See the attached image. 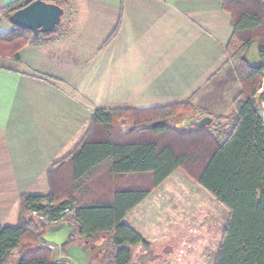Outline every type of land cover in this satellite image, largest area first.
<instances>
[{"label": "crops", "instance_id": "obj_1", "mask_svg": "<svg viewBox=\"0 0 264 264\" xmlns=\"http://www.w3.org/2000/svg\"><path fill=\"white\" fill-rule=\"evenodd\" d=\"M15 1L0 0V9ZM57 1L65 14L51 34L26 32L23 48L0 56V225L18 223L25 194L54 193L57 201L72 199L80 207L97 205L100 198L113 202L119 190L149 189L123 222L153 245L173 229L189 227L192 214L204 211L208 205L198 192L213 212L224 209L183 168L155 187L151 172L111 173L112 159L75 181L72 160L86 140L123 145L158 138L150 130L133 132L132 119L94 124L99 109L148 110L190 101L194 114L173 124L167 120L179 131L197 113L214 121L235 116L233 101L241 83L226 50L233 26L222 1ZM16 28L0 15V33ZM166 139L163 145H177L173 137ZM228 218L229 212L225 223ZM105 238L106 233L85 238L101 259ZM21 247L9 252L6 264H16ZM38 247L52 251V263L72 264L43 238ZM15 252L18 257L11 262Z\"/></svg>", "mask_w": 264, "mask_h": 264}, {"label": "trees", "instance_id": "obj_2", "mask_svg": "<svg viewBox=\"0 0 264 264\" xmlns=\"http://www.w3.org/2000/svg\"><path fill=\"white\" fill-rule=\"evenodd\" d=\"M32 1L17 0L1 8L0 15L10 20L13 12ZM221 1L231 14L233 26L226 50L241 83V91L233 101L235 116L231 124L220 125L215 132L209 127L187 132L171 129L155 118V113L175 112L179 104L191 107L186 101L148 110L99 109L93 115L94 124L111 126L116 119H132L133 132L150 130L158 138L123 145L86 140L72 157L74 180H80L106 159L113 160L111 173L151 172L155 187L176 169L191 167L200 186L229 212L214 264H264V117L255 98L264 77V64L251 66L245 58L257 42L264 61V0ZM26 32L30 31L17 27L7 34L0 33V56H11L23 48ZM168 137H173L177 145H163ZM183 141L185 147L181 148ZM149 193V189L141 188L119 190L114 192L113 202L100 198L97 205L80 207L74 206L72 199L57 201L54 193L25 194L19 206L18 223L0 225V264H6L9 252L20 246L22 256L16 264H66L52 263V251L38 247L49 224L28 215L37 212L50 222H59L66 209L71 210L70 218L80 226L79 236L90 239L100 233L109 235L113 247L111 264H129V246L141 245L148 249L151 244L123 219ZM74 241L73 238L69 243Z\"/></svg>", "mask_w": 264, "mask_h": 264}, {"label": "rangeland", "instance_id": "obj_3", "mask_svg": "<svg viewBox=\"0 0 264 264\" xmlns=\"http://www.w3.org/2000/svg\"><path fill=\"white\" fill-rule=\"evenodd\" d=\"M57 2L64 3V1L62 0H58ZM263 89L264 77L261 80L258 93L255 97L256 101L258 94ZM186 102H188L191 107H184L185 105L179 104V107L175 109V112H173V110H165L159 113H155V118H157V121L160 120L165 124L167 123L168 119H171L170 123L173 124L176 119L194 114L195 107L190 101ZM171 112L173 113L171 114ZM260 112L264 117V112L261 110ZM232 118L233 116L228 117L226 120L218 118L207 129L215 132L220 125L224 124L226 126H229L232 122ZM183 170L193 179V181L198 183L196 178L192 175V173L195 174V170H193L191 167L185 169L183 168ZM190 190L194 193H197L198 191L197 188H190ZM198 194L200 201L203 202L204 200V203L208 206L206 208L204 207V211L200 212L199 215H196L195 213L192 214L193 218L190 221L189 227H186L185 229L183 227L179 229H173V233L171 234V236L164 237L162 242L154 243L148 249H145L140 245L129 246V249L131 251V261L129 264H144V258L146 255L151 256V258H149L148 260L149 264H214L220 242L222 240L224 227L226 225L225 222L228 210L224 206V209L220 210V207L218 206L217 212H213V207L208 201L205 200L204 194L200 192H198ZM192 206V211H196L197 206L194 203ZM28 215L37 220L45 222L34 213ZM82 241H84V239ZM101 247V249H104L103 262L100 263L97 261L94 264H111L113 255L112 244L107 238H105ZM155 249H164L167 255L163 256L160 254H156L154 252ZM17 257L18 252H15V254L11 256L10 261L14 262Z\"/></svg>", "mask_w": 264, "mask_h": 264}, {"label": "water", "instance_id": "obj_4", "mask_svg": "<svg viewBox=\"0 0 264 264\" xmlns=\"http://www.w3.org/2000/svg\"><path fill=\"white\" fill-rule=\"evenodd\" d=\"M64 14V8L57 3L45 0H34L13 12L10 16V21L16 27L29 30L34 35H40L51 32L60 25ZM258 48L259 44L255 42L246 54L245 58L251 66L263 64ZM263 95L264 89L258 94L256 102L259 109L264 112ZM213 123V117L208 115L202 116L197 113L186 120V126L182 125L177 127V129L182 131L205 129ZM79 230V224L71 218H68L64 221L49 225L43 239L51 245L56 246L59 249L60 257L68 260L72 264H93L91 256L94 253V246H91L89 249L85 246L89 244V241H86L85 245L76 243L69 244L71 239L78 236ZM64 247L65 253H63ZM149 258H151L150 255L145 256L144 264H149Z\"/></svg>", "mask_w": 264, "mask_h": 264}, {"label": "flooded vegetation", "instance_id": "obj_5", "mask_svg": "<svg viewBox=\"0 0 264 264\" xmlns=\"http://www.w3.org/2000/svg\"><path fill=\"white\" fill-rule=\"evenodd\" d=\"M74 239H75V241L73 243H76V244H84L85 245V238H83L82 236H79L78 235ZM83 239H84V241H82ZM85 246L87 247V249H89L91 245L88 244V245H85ZM154 252L156 254H160V255H163V256H166L167 255L166 252L164 251V249H160V250L159 249H155ZM91 258H92L93 264L95 262H97V261L100 262V263L103 262V259L99 258L98 251L96 249L94 250V253L91 256Z\"/></svg>", "mask_w": 264, "mask_h": 264}, {"label": "built area", "instance_id": "obj_6", "mask_svg": "<svg viewBox=\"0 0 264 264\" xmlns=\"http://www.w3.org/2000/svg\"><path fill=\"white\" fill-rule=\"evenodd\" d=\"M263 64H264V61H263ZM71 213H72V212H71L70 209H66V210L62 213V217L60 218L59 222L68 219V218L70 217ZM34 214L38 215V217H39L41 220H44L46 224L51 225V224L57 222V221H56V222H50V221L47 220V217H46V216H43V215H41V214H38L37 212H34Z\"/></svg>", "mask_w": 264, "mask_h": 264}]
</instances>
